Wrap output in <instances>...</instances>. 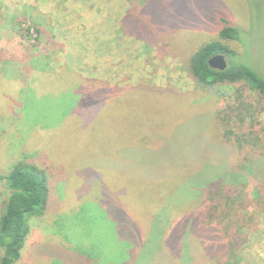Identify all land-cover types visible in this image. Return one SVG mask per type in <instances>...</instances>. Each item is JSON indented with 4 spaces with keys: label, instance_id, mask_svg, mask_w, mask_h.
<instances>
[{
    "label": "rangeland",
    "instance_id": "1",
    "mask_svg": "<svg viewBox=\"0 0 264 264\" xmlns=\"http://www.w3.org/2000/svg\"><path fill=\"white\" fill-rule=\"evenodd\" d=\"M248 2L146 0L144 5L141 0H0V54L23 63L0 71V173L18 161L37 165L49 178L51 203L54 207L57 204L44 216L30 220V233L15 264L153 262L149 248L158 247L162 238L154 233L153 216L161 212L166 195L178 197L191 173L182 168L169 172L158 184L146 182L142 176L145 167L141 164L134 170L130 163L119 160L118 153L127 154L140 112H158L168 123L184 124L182 129L190 138L206 134L217 141L223 125L215 127L205 118L187 121L175 105L159 99L128 97L123 104L110 103L116 110L95 108L92 98L100 101L101 95L89 91V79H95L96 88L107 82L120 88L151 80L158 87L171 85L181 93L195 92L203 114L216 110L237 113L238 85L197 88L187 74L182 59L185 54L177 53L209 31L210 36L217 35L222 12L251 38L254 63L264 64V0H254L252 8ZM128 12V24L130 17H138L145 24L143 33L167 36L170 45L165 48L160 43L147 49L135 40L122 23ZM32 23L42 35L36 37L33 32L24 38L19 36V25L26 28ZM230 45L236 49L241 46L235 42ZM29 61L31 65L27 66ZM243 94L256 121L254 129L264 128V101L247 89ZM232 120V126H241L235 123L236 115ZM246 120L250 121L249 117ZM139 153V160L145 164L159 156ZM252 184L250 181L248 192L253 191ZM103 186L116 193L122 191L118 203L137 224L138 246L131 239L121 238L109 212L114 199L110 194L102 195ZM157 187L161 189L159 197L154 191ZM6 194L0 185V212ZM98 196L107 200V207L95 200ZM249 199L254 209L236 210L247 237V242L235 250L240 259L225 256L221 264H264V198L251 194ZM153 206L158 207L154 214ZM124 234L127 237V232ZM154 262L174 264L169 260Z\"/></svg>",
    "mask_w": 264,
    "mask_h": 264
},
{
    "label": "trees",
    "instance_id": "2",
    "mask_svg": "<svg viewBox=\"0 0 264 264\" xmlns=\"http://www.w3.org/2000/svg\"><path fill=\"white\" fill-rule=\"evenodd\" d=\"M248 1L252 8L254 0ZM141 3L145 5L146 0H141ZM128 15L129 12L122 18L123 25L147 49L160 46V43L165 44V48L170 45V40L165 38L167 36L143 33L145 24L142 19L130 17L128 24ZM219 15L217 35L210 36L212 32L209 31L210 33L201 35L190 48L177 54H185L182 59L187 74L197 88L221 84L238 85L234 106L237 113L221 114L216 110L203 114L195 99V92L181 93L171 85L158 87L151 80H140L134 86L120 88L110 86L107 82L96 88L93 85L95 79H89V91L101 95L100 101L92 98L91 106L95 108L111 109L112 101L123 104L122 101L128 97L133 100L159 99L175 105L177 112L185 113L187 121L205 118L206 123L215 127L217 124L223 125L217 141L211 140V135L206 134L190 138L185 128L182 129L184 124L168 123L158 112H154L157 115H152L145 112L141 114L139 111L140 121L131 135L127 154L118 153L119 160L130 163L134 170L142 164L145 167V170L141 168V171L144 170L143 178L146 182L157 184L166 180L169 172L183 168L189 169L191 173L190 179L182 184L178 197L166 195L162 199L161 212L153 216L154 233L162 238L159 239L158 247L151 245L149 248V255L153 258L151 264H156L155 260H169L174 264H221L225 256H233L236 261L239 260L235 250L247 242V237L243 233V223L236 210L247 212L250 208L254 209L250 204L251 194L253 197L264 198V128L254 129L256 121L250 114V103L243 94L244 89H247L264 101V64L258 66L254 63L250 49L251 38L246 36L244 29L234 20L223 16L222 12ZM147 21L151 22L150 19ZM148 31L152 30L148 28ZM33 32L36 37L42 35V30L35 23L26 28L19 25L17 31L22 38ZM232 42L241 45L240 49L232 47ZM218 53L226 56L227 65L224 70L213 69L208 64V59ZM61 62L65 64V61ZM22 64L17 58L0 54V71ZM30 65L29 61L27 66ZM117 105L120 106H115ZM148 106L151 110V103ZM229 110L232 111V108L229 107ZM21 111H26L25 107ZM233 115L237 116L235 123H240L241 128H237L238 125L232 126ZM247 117L250 120L248 122ZM188 137L190 139L182 142V139ZM142 151L149 155L158 154V159L145 164L139 160V152ZM250 181L253 182V191L248 192ZM0 185L7 190L0 212V264H15L21 259V252L30 233V220L44 216L51 206L54 207L51 203V184L43 169L30 162L18 161L7 172L0 173ZM160 190L159 187L154 189L157 197L160 196ZM118 193L103 186L102 195L105 197L110 194L109 197L114 199L109 203V212L116 220L114 222L118 225L121 238L131 239L138 246L137 224L133 216L123 212V207L118 203ZM98 199L99 196L95 200ZM104 199L101 197L99 203L102 207H107V200L103 201ZM152 208L154 214L158 207Z\"/></svg>",
    "mask_w": 264,
    "mask_h": 264
},
{
    "label": "water",
    "instance_id": "3",
    "mask_svg": "<svg viewBox=\"0 0 264 264\" xmlns=\"http://www.w3.org/2000/svg\"><path fill=\"white\" fill-rule=\"evenodd\" d=\"M208 64L213 69L224 70L227 65L226 56L221 53L215 54L208 59Z\"/></svg>",
    "mask_w": 264,
    "mask_h": 264
}]
</instances>
